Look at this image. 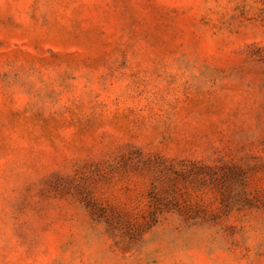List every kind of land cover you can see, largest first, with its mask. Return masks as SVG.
I'll list each match as a JSON object with an SVG mask.
<instances>
[{"label":"rangeland","instance_id":"374dc122","mask_svg":"<svg viewBox=\"0 0 264 264\" xmlns=\"http://www.w3.org/2000/svg\"><path fill=\"white\" fill-rule=\"evenodd\" d=\"M0 264H264V0H0Z\"/></svg>","mask_w":264,"mask_h":264}]
</instances>
